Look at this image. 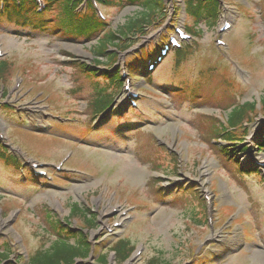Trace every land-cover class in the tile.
Masks as SVG:
<instances>
[{
    "label": "rangeland",
    "instance_id": "374dc122",
    "mask_svg": "<svg viewBox=\"0 0 264 264\" xmlns=\"http://www.w3.org/2000/svg\"><path fill=\"white\" fill-rule=\"evenodd\" d=\"M219 1L216 25H200L202 35L185 43L190 53L175 59L171 51L155 71L134 78L127 72L133 57L118 55L110 70L96 65V40L0 20V244L24 257L47 248V215L66 220L76 204L95 217L84 231L94 248L86 264L99 253L114 264L109 248L118 238L135 246L126 264H264V150L256 149L263 114L247 115L244 141L243 130L227 144L211 132L224 126L230 105L264 97V0ZM166 4L165 24L149 28L133 54L190 26L181 0ZM103 13L110 31L135 8ZM225 22L231 28L222 33ZM83 64L122 75L105 115L95 111ZM130 94L136 107L126 112ZM34 166L47 173L39 179L46 184L26 175ZM69 223L74 233L84 225Z\"/></svg>",
    "mask_w": 264,
    "mask_h": 264
},
{
    "label": "trees",
    "instance_id": "16d2710c",
    "mask_svg": "<svg viewBox=\"0 0 264 264\" xmlns=\"http://www.w3.org/2000/svg\"><path fill=\"white\" fill-rule=\"evenodd\" d=\"M28 1V2H27ZM103 7H117L119 10L127 6L134 7L135 13L132 17H127L121 26L114 30L107 31V24L97 18L88 3V9L85 14H77V8L82 0H45V12L37 13L32 8V0H19V4L9 5L6 1L3 12H0V20H13L15 25L21 27H34L36 29L61 31L72 40L82 39V41L96 40V45L92 53L96 65L114 64L116 54L128 50L134 42L144 35L149 28L160 25L165 17L164 0H97ZM187 14L193 19V26L189 32L195 37L201 35L199 25L211 27L217 18V4L213 0H185ZM55 11V16L51 17L52 25H46L49 12ZM49 26V27H47ZM188 46L185 50L176 52L175 59L185 57L190 51ZM114 50L115 53L109 51ZM183 57V58H184ZM111 65V66H112ZM4 64L0 63V78L4 72ZM83 77L93 79L95 90L94 108L96 113L102 112L108 108L112 102L114 91H120V76L118 73L111 75L103 72L98 76L99 71L90 66H78ZM111 75V76H110ZM102 86H100V84ZM106 83V84H105ZM112 93V94H111ZM229 112L226 115L224 126L214 124L211 127L213 137L221 136L225 142L233 140L234 133L231 129L241 127L248 122L247 115L255 111L254 103H244L233 107H228ZM260 109L264 113V98L260 101ZM219 126V127H217ZM214 139V138H213ZM216 140V139H215ZM264 143V142H263ZM158 169V168H157ZM80 219L84 223L78 232L74 233L70 229V220ZM48 231L51 233L50 245L47 248L35 250L28 256L26 264H76L77 261L86 260L91 252V246L88 242L85 230L92 229L95 224V217L90 216V211L83 210L80 206L73 204L70 206L69 215L66 220H59L47 215ZM114 253L117 264H123L127 261L134 251L133 245L126 238L118 239L110 248ZM14 256L10 244L3 241L0 244V264H18L17 260L10 262V257ZM17 259V258H16ZM19 261V259H18ZM107 255H102L97 259L98 264H106Z\"/></svg>",
    "mask_w": 264,
    "mask_h": 264
}]
</instances>
